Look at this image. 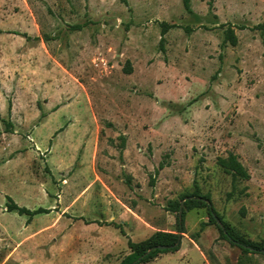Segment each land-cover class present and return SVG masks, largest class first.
<instances>
[{
    "label": "rangeland",
    "instance_id": "374dc122",
    "mask_svg": "<svg viewBox=\"0 0 264 264\" xmlns=\"http://www.w3.org/2000/svg\"><path fill=\"white\" fill-rule=\"evenodd\" d=\"M189 7L0 0V264H122L181 209L180 248L141 264H264L185 210L208 196L264 247V0ZM229 155L249 179L217 164ZM7 198L49 211L28 220Z\"/></svg>",
    "mask_w": 264,
    "mask_h": 264
},
{
    "label": "trees",
    "instance_id": "16d2710c",
    "mask_svg": "<svg viewBox=\"0 0 264 264\" xmlns=\"http://www.w3.org/2000/svg\"><path fill=\"white\" fill-rule=\"evenodd\" d=\"M121 3L126 4V0H120ZM182 5L184 9L189 12L190 11V0H182ZM161 33L162 36L173 26H168L166 24H161ZM75 29H81V26H76ZM261 33L260 36L262 38V43L264 44V24L258 26ZM226 39L230 41L232 45L236 44V38L232 31L226 32ZM46 41V38L43 39ZM162 42V40H161ZM131 72L130 68H128L125 73L129 74ZM41 117H44L41 115ZM11 127L10 123H6L5 130L10 131ZM124 140L122 138L120 148H123ZM217 164L227 171L230 172L232 176V180L235 181L237 177H240L244 180L249 179V176L243 166L237 161L236 156L229 155L227 159H218ZM163 166L159 165V169H162ZM157 170V171H158ZM156 171V173H157ZM130 178L126 179V183L129 184ZM193 199L188 200L189 205H185V210L191 209L192 207H205L207 210V214L209 216V222L215 224L218 227L220 237L226 240L230 245L237 247L243 254H262L264 256V247L260 244L251 242L241 236H239L226 222L222 220V218L216 213L214 210L208 196L200 197L198 195L192 196ZM6 210L8 212H16L20 216H27L28 220L32 219L36 215L47 214L49 210H45L43 208H38L36 210H29L25 207H20L16 203H14L10 198H7ZM173 212H179V205L172 208ZM180 218L177 219L176 222V233H155L148 239L134 243L128 240L127 245L129 250L131 251L129 255L125 257L122 264H141L149 261L150 259L156 256L158 252H166L171 251L175 252L180 248V239L181 234L184 232L183 218L185 211L183 209L180 210ZM207 224H200L199 232ZM123 233L122 230H120ZM159 247H165L164 250H159Z\"/></svg>",
    "mask_w": 264,
    "mask_h": 264
},
{
    "label": "water",
    "instance_id": "95a60500",
    "mask_svg": "<svg viewBox=\"0 0 264 264\" xmlns=\"http://www.w3.org/2000/svg\"><path fill=\"white\" fill-rule=\"evenodd\" d=\"M163 249H165V247H159V250H163Z\"/></svg>",
    "mask_w": 264,
    "mask_h": 264
}]
</instances>
